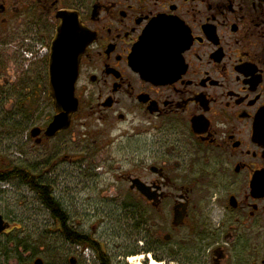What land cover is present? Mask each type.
Returning a JSON list of instances; mask_svg holds the SVG:
<instances>
[{
  "label": "flooded vegetation",
  "instance_id": "flooded-vegetation-1",
  "mask_svg": "<svg viewBox=\"0 0 264 264\" xmlns=\"http://www.w3.org/2000/svg\"><path fill=\"white\" fill-rule=\"evenodd\" d=\"M62 12L78 16L88 41L75 86L79 108L54 136L46 133L53 102L47 120L42 108L10 118L24 146L70 134L62 147L123 141L134 163L119 177L138 208L169 207L172 231L200 210V264H264V0H0V79L25 81L33 73L39 95ZM158 19L166 22L170 52L146 66L147 75L134 68L133 56ZM32 38L43 52L29 61ZM34 63L42 65L36 72ZM59 151L39 155L38 170L23 169L51 184L45 177L60 175L62 159L74 161ZM12 170L0 165V173ZM133 180L152 199L132 188Z\"/></svg>",
  "mask_w": 264,
  "mask_h": 264
},
{
  "label": "rangeland",
  "instance_id": "rangeland-1",
  "mask_svg": "<svg viewBox=\"0 0 264 264\" xmlns=\"http://www.w3.org/2000/svg\"><path fill=\"white\" fill-rule=\"evenodd\" d=\"M39 67L40 63H34L30 69L36 72ZM45 70L38 96L33 93L38 80L32 72V78L25 81L5 83L0 79V165L5 169L9 166L36 171L39 155L49 159L59 150L60 154L74 155L73 162L62 159L60 175L45 179L54 183V194L67 212L70 225L100 243L113 264H136L137 260L130 259L139 257H143V264H150L153 259L160 264H200V210L194 214L195 220L172 231V221L167 218L169 207L159 211L141 204L138 208L137 196L129 192L130 185L119 177L121 172H132L134 163L132 153L125 152L123 141L103 149L81 142L62 147V141L70 143V134L45 146H24L23 131L13 126L10 118L20 119L23 111L33 115L38 108L43 109L46 120L52 115L48 64ZM23 84L24 88L27 86L24 91ZM131 148L134 149V142ZM116 162L122 167L115 169L119 166L114 165ZM5 186L0 185V213L11 225L8 232L0 234V264H35L38 258L44 264H71L70 259L78 256L74 245L64 239L34 193L20 179ZM167 234L172 236L170 241L165 239ZM146 247L154 251L147 252ZM77 264L97 262L89 263L82 255Z\"/></svg>",
  "mask_w": 264,
  "mask_h": 264
},
{
  "label": "water",
  "instance_id": "water-1",
  "mask_svg": "<svg viewBox=\"0 0 264 264\" xmlns=\"http://www.w3.org/2000/svg\"><path fill=\"white\" fill-rule=\"evenodd\" d=\"M59 17L61 23L56 31L48 62L49 91L55 110L54 118L46 132L48 136H54L67 130L71 126L73 114L79 108L75 86L80 60L88 45L85 30L77 15L62 12ZM166 28V22L161 19L156 20L150 26L134 51L133 65L136 70L148 75L146 66H154L168 57L170 51L165 46L166 38H162L165 37L162 34H166ZM132 182V188L137 187L149 199H152L143 184L138 180ZM8 227L9 225L0 215V234L4 233ZM71 263H75L74 259H71ZM35 264H44V262L42 259H37Z\"/></svg>",
  "mask_w": 264,
  "mask_h": 264
},
{
  "label": "trees",
  "instance_id": "trees-1",
  "mask_svg": "<svg viewBox=\"0 0 264 264\" xmlns=\"http://www.w3.org/2000/svg\"><path fill=\"white\" fill-rule=\"evenodd\" d=\"M13 178L20 179L24 184L31 186L32 190H34L33 192L37 194L39 202L49 212L52 219H58L56 220V224L67 242L72 245L77 244L83 245L84 247H91L97 255V264H113L110 255L100 243L95 241L92 236L80 233L70 225V218L67 212L63 209L55 194H53L50 186L21 167H15L12 172L5 171L0 173V181L8 182ZM146 248L145 251L147 252L154 251L149 247Z\"/></svg>",
  "mask_w": 264,
  "mask_h": 264
},
{
  "label": "bare ground",
  "instance_id": "bare-ground-1",
  "mask_svg": "<svg viewBox=\"0 0 264 264\" xmlns=\"http://www.w3.org/2000/svg\"><path fill=\"white\" fill-rule=\"evenodd\" d=\"M45 183V182H44ZM45 184H47L48 186H52L51 184H53V183H51V184H48L47 182L45 183ZM4 188V187H3ZM60 203V202H59ZM62 205V204H61ZM63 207V206H62ZM64 209V208H63ZM142 259H143V257H139V258H133V259H130V261H132V260H137V263L136 264H143L142 263ZM150 264H160V263H158L157 261H155L154 259L151 261V263Z\"/></svg>",
  "mask_w": 264,
  "mask_h": 264
},
{
  "label": "built area",
  "instance_id": "built-area-1",
  "mask_svg": "<svg viewBox=\"0 0 264 264\" xmlns=\"http://www.w3.org/2000/svg\"><path fill=\"white\" fill-rule=\"evenodd\" d=\"M28 57H32V54H27ZM86 254L90 255V252H86Z\"/></svg>",
  "mask_w": 264,
  "mask_h": 264
}]
</instances>
